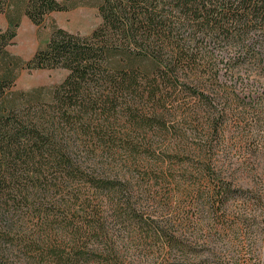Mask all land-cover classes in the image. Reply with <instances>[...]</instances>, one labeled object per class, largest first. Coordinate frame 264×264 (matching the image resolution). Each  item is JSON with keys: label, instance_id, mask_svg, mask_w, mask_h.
Masks as SVG:
<instances>
[{"label": "trees", "instance_id": "16d2710c", "mask_svg": "<svg viewBox=\"0 0 264 264\" xmlns=\"http://www.w3.org/2000/svg\"><path fill=\"white\" fill-rule=\"evenodd\" d=\"M9 3L0 0V14ZM67 8L24 2L37 27ZM98 11L101 23L89 35L54 27L22 63L67 71L48 93L14 92L15 79L0 73V264H141L153 249L160 253L154 264H187L180 258L192 247L179 232L192 214L199 208L223 219L235 199L231 183L217 180L197 197L188 192L194 201L182 210L174 202L187 175L219 177L211 161L230 123L248 135L257 126L254 109L237 110L251 102L217 75L223 61L230 75L243 65L264 72V0H104ZM13 26L9 20L0 32V61ZM225 87L234 108L219 109ZM177 116L189 130L165 125ZM199 132L206 140L191 150ZM74 184L82 186L67 193ZM147 205L174 208L177 217L157 222Z\"/></svg>", "mask_w": 264, "mask_h": 264}, {"label": "rangeland", "instance_id": "374dc122", "mask_svg": "<svg viewBox=\"0 0 264 264\" xmlns=\"http://www.w3.org/2000/svg\"><path fill=\"white\" fill-rule=\"evenodd\" d=\"M57 1L66 4L68 10L51 13L40 27L33 25L25 16V0H10L7 12L0 14V32L9 26V20L12 24H16L13 26L16 27V37L13 43L6 48V54L2 56L4 61H0V73H7L8 76L15 79L12 87L14 92L44 88L48 93V89L57 86L66 77L67 71L62 69L26 70L22 67V63L30 60L34 53L45 45L54 27L62 28L73 34L87 36L101 23L98 6L104 0ZM219 50L221 53L234 54L232 53L233 48L226 49L222 46ZM218 65L217 79L219 83H231L232 94L237 95L240 101L251 102L252 106L239 107L240 109L237 110L249 114L248 112L254 109L256 119L259 121L257 126L251 129L249 135L243 131V125L239 127L233 122L230 123L229 128L223 131L220 137L222 145L217 149V153L211 161L212 169L210 168L219 177L215 178V174L209 173L203 177L193 172L187 175L189 177L186 184L180 186L179 194L176 195L177 198L174 202H176L175 206H179L178 209L181 208V210L184 203L190 204L191 201H194V196L197 197L206 188L212 189L218 185L219 183L215 182L217 180L231 183V187L236 191L235 199H231L224 206L227 215L225 218L216 220L213 218V220L211 215L208 217L199 208L195 215L192 214L193 223L189 229L179 232L189 240L192 250L188 254L183 253L180 260L187 264H264V72L256 70L254 66L243 65L236 68L237 72L230 75L226 72L225 61ZM218 81L217 85H219ZM229 92L230 89L225 92L228 94L225 97H221V93L222 101L219 109L235 107L232 101L233 95ZM227 98L228 101L224 103ZM215 102L219 103L217 100ZM181 118L182 116H177L175 119L169 118L165 125L173 126L176 132L177 130L178 132L189 130V126H184L181 123ZM93 119L100 120L101 116H94ZM254 122L257 121L254 119ZM200 132L196 138L195 136L190 137L192 140L189 143L191 150L195 149V144H201L206 140L202 136L204 131ZM199 158L202 157L197 159ZM173 170L175 174L172 175L175 177L181 173L180 168L175 167ZM81 186L68 185L67 188L70 191L67 193L72 191L76 194ZM83 192L88 193V197H93L92 191L87 192L86 189ZM188 192L194 195L191 199H188ZM96 197L98 200L102 199L97 194ZM93 200L97 201V199ZM161 207L156 209L153 206H148L147 215L160 223L171 221L177 217L174 208L164 210L160 209ZM188 210L190 207L182 213L185 214ZM217 212L220 214L221 209H218ZM191 213H194V210ZM107 234L112 235V225L108 226ZM157 251V249H153V252L149 253V262L143 260L141 264L156 263L160 254Z\"/></svg>", "mask_w": 264, "mask_h": 264}]
</instances>
